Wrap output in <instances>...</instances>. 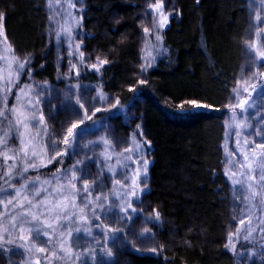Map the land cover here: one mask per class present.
I'll return each instance as SVG.
<instances>
[{"label":"trees","instance_id":"16d2710c","mask_svg":"<svg viewBox=\"0 0 264 264\" xmlns=\"http://www.w3.org/2000/svg\"><path fill=\"white\" fill-rule=\"evenodd\" d=\"M46 4V0H0V13L4 15L7 35L5 40L9 45L7 49L15 64L8 70L7 120L5 124L0 121V147L4 151L0 155V195L10 186L7 184L8 166L22 170L24 161L20 144L22 129L12 111L15 106L13 97L26 87H31L32 93L43 88L42 92L47 96L50 87H61L65 81V72L59 69L65 61L54 58L58 31H49ZM84 5L80 30L87 49L109 61L102 65L100 72L83 65L77 67L80 70L78 82L88 87L96 97L95 102L85 105L89 110L92 106L108 108L109 101L114 103L119 98L122 107L97 113L98 122L85 121L80 127L89 129L97 127V123H108L110 136H129L130 146L134 139L133 145L138 143L144 148L150 163L148 174L143 178V184L148 187L141 197L144 211L153 220L152 226L147 227L151 229L157 251L145 255L128 252L131 246L127 247L119 239L122 235H113L111 238H115L109 239V242H115L113 256L108 257L102 250L109 243L104 239L103 229L93 227L91 235L81 230L73 232L70 238V243L74 240L82 242L74 247L78 259L67 261L57 256L51 264H237L235 253L225 246L226 232L235 214V199L231 181L225 174L224 115L234 95L240 70L244 68L243 37L250 25L248 4L245 0H174V12L161 32V54L145 73L141 68V14L145 11V0H84ZM17 61L27 64L18 74ZM9 72L12 73L11 84H8ZM142 78L148 83L139 85L137 81ZM129 86L138 90L129 92ZM53 99L50 106L47 102L39 106L45 113L50 131L59 129L61 125L66 128L71 121H64L65 118H82L79 104L71 109ZM189 100L214 107L174 114L181 104L191 108L187 104ZM20 106L15 107L19 109ZM24 108L28 110L27 106ZM30 131L38 132L39 125H30ZM62 135L58 132L61 141ZM97 135L99 139H107V134L98 132ZM96 140L97 150L93 153H80L76 157L71 145L63 161L56 159L33 169L29 172L31 179H37L39 183L49 181L45 187L53 189L59 178L67 179L70 175L67 170L79 158L83 162L75 167L79 177L76 181L78 188H83L84 176L93 170L94 174H87L88 180L95 181L91 198H95L97 187L104 186V194H110L113 192L108 185L110 175L116 173L118 167L123 170L124 160L115 153L112 158L113 148L106 146L101 139L100 144ZM8 145L13 150H8ZM60 147H64L62 143ZM101 148L103 152L107 150L110 159L104 156ZM83 196L85 193L81 191L78 199ZM39 198L43 199L44 194ZM109 198L111 203H116L113 195ZM6 205H0L1 212L5 207L7 210L5 216H0V229L9 227L12 214L18 219L24 211L20 209L17 212L14 205ZM111 211L97 210L96 214L113 225L117 216H108ZM157 211L160 213L158 219L155 218ZM96 223L98 221L93 218L92 225ZM44 246L49 248L50 256L53 249L48 244ZM89 247L95 250V258L86 251ZM12 251L21 254L24 264L29 259L34 264L38 258L35 253L29 257L17 242L4 243L0 247V259L7 256L9 263L8 255ZM42 256L39 254L41 264H48ZM247 264H262L261 255L253 257Z\"/></svg>","mask_w":264,"mask_h":264},{"label":"rangeland","instance_id":"374dc122","mask_svg":"<svg viewBox=\"0 0 264 264\" xmlns=\"http://www.w3.org/2000/svg\"><path fill=\"white\" fill-rule=\"evenodd\" d=\"M46 1V13L48 16L49 31H51L52 33H56L58 31L59 36L58 41L54 46V58L56 61H61L62 59L65 61V65H59V69H62L61 71L65 72L64 85H61V87H59V85L58 87H50L51 91L48 92L47 96L45 92H42L44 91L43 88L34 90L35 93H32V91H30L31 87H26L25 93H21V90H19L15 94V97H13V100H15V106L21 105L19 109L24 108L25 106H27V99L29 97L33 100L36 99V94L38 92L41 94L40 99L43 101V103L47 102L49 106L53 104L51 103V100L54 98L53 100L56 103L62 102L67 105L66 107L73 109L76 107V105L79 104L75 99L77 95L79 96L80 100L83 101L85 104L91 103L93 101L95 102V100L92 99V97H94L95 95L94 92H91L88 87L81 85L75 75L76 71L78 70V66L80 67V65H83L84 67L90 68V64L96 63L97 58L101 60L105 59L97 52L92 53L89 51V49H87V45L85 44V37L80 30L82 24L81 14L84 15L85 8L84 0ZM245 1L250 9V25L243 37L244 68L240 70V74L236 86L234 88L239 92V95L237 96L236 92H234V95L230 98L229 103L226 106V114L224 115V121L226 125L225 140L223 144L225 152V167L226 172L232 171L237 174L235 177V179L237 180H240L242 178V174L246 171V169H242L240 167V164L245 163L243 160V156L241 155V150L244 148L243 141L245 140V138H247L249 141L261 142L262 137L260 135H256V133L258 129L264 130V76H253V73H264V59H261L257 56V50L264 51V0ZM173 2L174 0H163V10L165 11V14L169 16V19L171 18L172 13L174 12V9L172 8ZM154 3H156V0H145V11H143L141 14L143 29L144 27L149 28V33H144V31L142 30L143 36L141 46V60L142 64L151 63L153 66L156 63L155 61L161 54V41L157 42L155 37L157 34L161 35V32L168 25L167 24L163 29H157L159 14L156 13L155 10L150 8V5ZM77 20H80L79 24H77ZM61 35L62 37H60ZM69 35L71 36V39L69 38ZM76 44L81 45L79 50L76 49ZM7 46H9L8 42L5 39H2L1 37L0 77H2V79H0V113L2 114H0V121L3 124H5L7 120L6 108H8L7 105L9 104L8 96L5 94L8 70L12 69L15 66L11 56V52L7 49ZM14 51L17 50L14 49ZM80 51L84 52L85 59L83 63H80ZM13 53L16 54L18 57L21 56L18 53ZM149 54H151V56ZM152 57H155V60H153ZM71 64H76V68H71ZM142 73H145V71H143ZM74 79L76 81H74ZM77 83H79L80 85L78 90L74 87ZM253 83L257 84V88L255 89V91H252L251 93L245 92V86H250ZM65 93H67V95H65ZM18 96L20 97L19 100H17ZM245 97L249 99V103L245 106V109H239L238 107L233 109L232 107H229V105L238 104V100ZM100 98H102V96ZM99 100L97 101L98 104L100 103ZM101 103H103V101ZM64 104H62L61 106L65 107ZM43 105L44 107L46 106V104ZM23 110H25V108ZM66 119L67 118H65L64 121L73 120L70 117H68L67 120ZM93 120L95 122H98L96 117H94ZM238 125L242 126L238 127ZM96 126L97 127H91L89 129L86 127L82 129L80 127V129L76 131L72 143V146L75 150V155L76 157H79L80 153H93V151L97 150L98 143L96 142L98 141L96 139L99 140L100 144V139L97 133L101 132L102 135L107 134L106 138L109 139V147L113 148L111 149L113 151L111 152L112 158L113 153H115L116 155H120L121 158L124 160L123 170H120V167H118V169L116 168V173H111L110 178L108 180V185L113 189V192L119 191L120 189L112 184V180L114 178L121 179L124 180L125 183L130 184L131 176L134 174V169L137 166H140L136 163L137 159L139 157H143L146 159L148 158L144 153V148L141 147L140 144L136 143L133 145L134 139L132 145L130 146L131 138L129 136H118L116 138L110 136L111 127L108 123H97ZM31 129H33V126ZM237 131H239L240 133L239 137L236 135ZM238 139L241 141L239 146L237 145ZM85 145H87L88 147H85ZM127 145H129L130 147L127 148ZM9 146L10 145L6 146L7 149L13 150V148L11 146L10 148ZM101 149L102 153H104L103 148ZM3 153V148L0 147V155ZM8 158L11 162V156H9ZM56 159L63 161L64 158L57 157ZM8 167V170L10 171L8 173L9 177L7 180V184H9L10 186L7 189L8 191H5L8 192L7 194L3 192L0 195V201L6 204L8 200H11L13 197H15L16 191L21 188L22 184H25L26 182L28 183V190L23 193L25 195H27L28 191L32 190L34 187L39 186V182L37 179L36 181L34 178L31 179L32 177L29 172L33 169L28 168L26 172L24 171V168L27 167L26 162L24 163L23 161L22 170L17 171V169L14 168L15 166L12 167V169L10 168V165ZM21 173L23 174L20 177ZM82 173L80 172V174ZM87 174H94V171L89 170ZM87 174L84 176L86 179L88 178ZM251 174L257 175V181L254 182V187L251 190L248 189L246 183L233 185L231 182L232 192L234 194L235 199V214L230 222L231 224L229 225V229L226 232L225 244L228 243V234L237 233V230H239L238 235L233 240L236 245L235 251L230 248L236 255L237 264H247L252 260L253 257L260 255L261 252L259 253L256 251H264V248L261 247V238L264 237V201H262V198L260 196V193L264 192V187H255V184L259 183L258 171ZM20 178H22V180H20ZM228 178L231 181V178L229 176ZM244 179L246 180V176L244 177ZM96 191L97 193H100L101 191L104 193V186L97 187ZM250 191H255L257 193V196L254 199H245V197L249 195ZM83 199L84 196L80 197V199H78V203H81ZM142 199L143 198L140 197V199L134 200V204L138 208H142L143 212L134 213L133 219L130 222H127L126 225H113L123 227L124 231L115 235H122L119 239L122 240L127 245V247L131 246L128 247V252L136 251L137 253H141V255H145L148 252L150 254L153 253L150 249L152 247H155V243L153 240V236L150 234V232H143L144 228H148L147 226H152L153 220H151L148 217V214L144 211V201H142ZM114 201L118 203L116 199H114ZM4 203H0V205ZM111 212L108 213V216L110 214V216H118L120 214L118 208H115ZM5 214H7L6 207L5 210H3L2 212L0 208V216H5ZM241 219L245 221L244 225H241L239 223ZM154 224H158V222H154ZM249 224H251L250 231L252 239L245 240L244 235L247 234L245 229L246 226H248ZM125 235H127V239H125ZM114 238L110 237L109 239L112 240ZM109 239L106 242H109ZM36 240L38 244L47 245V238H45L43 234L42 236L38 235L36 237ZM79 243L82 242L74 240L71 244L73 245V247H75L76 244L77 246L80 245ZM114 244L115 242H109L107 247L111 248L113 251ZM253 252H256L257 254L254 255ZM8 257H10L9 263H7L6 260L7 256H4V258L0 259V264H24L21 254L16 251H12L8 255Z\"/></svg>","mask_w":264,"mask_h":264},{"label":"snow or ice","instance_id":"6c2138e0","mask_svg":"<svg viewBox=\"0 0 264 264\" xmlns=\"http://www.w3.org/2000/svg\"><path fill=\"white\" fill-rule=\"evenodd\" d=\"M74 7V5H73ZM150 8L155 10L159 14V20L157 24V29H163L169 23V16L165 14L163 0H156V3L150 5ZM4 15L0 13V37L7 39L5 26L3 24ZM82 19V17H81ZM155 22V21H154ZM80 23V20H77V24ZM144 33H149V28L144 27ZM71 39V36L69 35ZM156 41L159 42L162 40V36L157 34L155 37ZM81 47L80 44H76V49L79 50ZM151 56V54H149ZM80 63H83L85 57L84 52H79ZM257 56L261 59H264V51L257 50ZM155 60V57H152ZM71 63V62H70ZM107 59L97 58L96 63H91L90 68L96 72L101 71L102 65L108 64ZM153 65L151 63L142 64V71H148ZM27 67V64L24 62L17 61L16 72L17 74L21 69ZM71 68H76V64H71ZM260 75L264 76V73H253V76ZM80 76V70L76 71V77ZM12 73L9 72L8 84L12 83ZM2 79V77H0ZM139 85H145L148 83V80L142 78L137 81ZM75 89H79L80 85L77 83ZM257 84L253 83L250 86H245L244 91L251 93L255 91ZM138 89L134 86H129V92H136ZM8 89L5 88V94ZM237 96L239 92L234 89ZM21 93H25V89H21ZM50 94V93H49ZM40 93L36 94V99L28 98L27 99V108L28 110L17 109L13 106L12 111L16 114V123L19 125L20 129V144H21V158L26 162L27 167L24 168L26 172L28 168H38L45 164L51 163L57 157L63 158L68 154V150L71 147L74 139V134L77 129L85 123V121H91L96 117L97 113L102 111H111L112 109H117L122 107L121 100L119 98L115 99L114 103L109 101L108 108L94 107L92 106L91 110L85 105L83 101L80 100L77 95L75 99L79 103L82 109V118L74 119L70 123L61 125L59 129L49 130L44 111L39 107L43 101L40 99ZM67 95V93H65ZM20 97H17L19 100ZM93 100L96 97H92ZM249 99L247 97L241 98L238 100V104L229 105L235 109H245V106L248 105ZM187 104L191 105V108H185L183 104L180 105L179 109L175 111L174 114H183L189 113L195 110H204L212 109L214 105L212 104H203L197 100H189ZM2 114V113H0ZM30 125H39L38 132L30 131ZM242 125H238L240 127ZM58 132H62V141L58 136ZM236 135L239 137L240 133L237 131ZM256 135L262 137L261 142L249 141L247 138L243 141L244 148L241 150V155L245 163L240 164L242 169H246L245 173L242 174L240 180L235 179L236 173L232 171H227L225 174L231 178L233 185L236 184H247L249 190L253 189L254 182L257 181V175H252L251 173L258 171L259 183L255 184V187H264V130H257ZM103 143L107 146L109 141L104 137L100 138ZM60 143L64 147H60ZM150 145L151 141H147ZM241 141L237 140V145L239 146ZM254 145V146H253ZM87 145H85L86 147ZM104 156L107 159H110L107 150L104 151ZM38 161V162H37ZM82 159L77 158L75 164L72 168L67 171L70 172V175L65 180L64 177L59 178L56 187L49 189L45 185L49 184V181H43L39 183V186L34 187L32 190L28 191V194H23L28 190V183L21 185V188L16 191L15 197L7 201V205H14L19 212L20 209H23V213L17 216L15 214L11 215V221L7 229H0V247H3L4 243L14 244L19 242V247L23 248L24 251L31 257L32 254H38V258L35 260L34 264H41V258L39 254H43L42 258L51 264V260L57 256L61 260L73 261L78 259L75 254L74 247L70 243V238L73 235V232H79L81 230L85 231L89 235L92 233V228L103 229L104 239L107 241L111 236L124 231L123 227L113 226L109 223H106L101 216L97 215V210L101 211H111L112 208H118L120 215L117 216L115 220L116 225L124 224L133 219V214L137 212H143L142 208H138L134 204V200L140 199L144 191L147 190V184H143V178L147 176L149 170L150 161L146 158L139 157L136 163L140 166H137L134 169V174L131 176V183L127 184L124 180L113 179L112 184L118 187L119 191L111 192L110 194H104L103 192L97 193L95 198L92 199V186L95 181H90L88 179L83 180V188H78L76 181L79 179L77 171L75 170L76 165L82 164ZM111 170V169H110ZM23 173H21L22 175ZM246 176V180L244 177ZM63 181V182H61ZM143 184V186H142ZM81 191L87 195L84 196L81 204L77 203V199L80 196ZM34 193V197H33ZM44 194V198L40 199L39 197ZM109 195H114L118 203H111ZM257 196L255 191H250L249 195L245 199H254ZM262 201H264V192L260 193ZM33 197V198H30ZM51 197V198H50ZM0 203H4L0 201ZM6 205V206H7ZM160 213L157 211L155 218H159ZM98 221L95 225H92V219ZM241 225H244L245 221L241 219L239 221ZM31 225V226H29ZM251 224L246 226V233L244 235L245 240L252 239L251 235ZM151 229L144 228L143 232H150ZM237 233L228 234V243L226 247H230L235 251L236 245L233 242L234 238L238 235ZM42 233L47 237V244L53 249L51 255L49 256V248L44 245L38 244L36 237ZM127 239V235H125ZM262 239V247H264V237ZM99 246V241L96 242ZM103 252L108 256H113V251L109 247H103ZM152 252H156L157 248L152 247L150 249ZM89 254L95 258V250L91 247L86 249ZM253 254H257L253 252ZM262 264H264V253H260ZM25 264H32L31 260H27Z\"/></svg>","mask_w":264,"mask_h":264}]
</instances>
